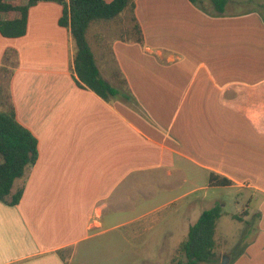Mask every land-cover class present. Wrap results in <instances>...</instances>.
Returning a JSON list of instances; mask_svg holds the SVG:
<instances>
[{
  "label": "crops",
  "instance_id": "0c3cea01",
  "mask_svg": "<svg viewBox=\"0 0 264 264\" xmlns=\"http://www.w3.org/2000/svg\"><path fill=\"white\" fill-rule=\"evenodd\" d=\"M235 9L210 17L188 0H134L141 43L113 37L106 47L100 33L113 27L96 28L101 77L119 87L116 68L135 105L75 83L59 4L31 7L24 36L0 34V68L7 50L18 57L15 118L38 148L19 203L0 202V264H70L79 247L120 229L124 249L167 252L177 221L187 233L196 222L185 221L195 199L178 203L221 188L246 202L234 263L264 264V18ZM210 174L232 184L209 186ZM218 242L220 263L231 264Z\"/></svg>",
  "mask_w": 264,
  "mask_h": 264
},
{
  "label": "trees",
  "instance_id": "16d2710c",
  "mask_svg": "<svg viewBox=\"0 0 264 264\" xmlns=\"http://www.w3.org/2000/svg\"><path fill=\"white\" fill-rule=\"evenodd\" d=\"M188 1L210 17L226 15L227 8L234 3L239 14L257 12L264 18V0ZM40 2H54L63 8L59 25L69 30L74 44L71 71L75 83L94 92L107 103L122 99L125 103L135 105L134 97L125 87L126 81L116 68L115 83L119 87L101 77L90 36L93 27L115 26L119 18L128 14L130 23L127 22V28L122 32L130 40L141 43V31L133 15L134 0H111L109 3L106 0H0V34L6 38L24 36L28 12ZM17 64L16 52L7 50L3 57V67L0 68L1 73L8 75L5 88L0 84V202L9 207L19 203L28 174L38 159L37 140L17 122L10 99L9 78ZM15 183L18 185L12 192ZM231 184L228 179L214 174H210L208 179L209 186L228 187ZM221 215L219 206L203 211L189 227L186 238L179 244L170 263L221 264L215 254L214 240L216 223ZM233 217L242 221L243 215Z\"/></svg>",
  "mask_w": 264,
  "mask_h": 264
},
{
  "label": "rangeland",
  "instance_id": "374dc122",
  "mask_svg": "<svg viewBox=\"0 0 264 264\" xmlns=\"http://www.w3.org/2000/svg\"><path fill=\"white\" fill-rule=\"evenodd\" d=\"M129 16L124 15L121 18H119L115 22V26H112L111 29H102L100 37L102 38V45H106L108 43V40H112L114 37H122L125 36V33L122 32L127 28V22L130 23V20L128 19ZM113 25V24H112ZM131 25V24H130ZM106 26H103V28ZM97 31L96 27H93L90 31V36L93 42V38L95 36V32ZM92 47V46H91ZM93 51L96 55L97 51L96 49L93 48ZM101 50V49H99ZM8 79V75H4L0 71V84L2 85L3 88L6 86V82ZM199 184L202 186L205 185L204 181H197ZM18 184H14V189ZM180 192L185 191V190H190L188 188L184 189H179ZM197 192L189 196L188 198L181 200L178 203V206L180 208L185 207V204L187 202L194 200L193 205H191L189 212H187V216L185 217L186 219L189 220V222L194 223L200 214L205 211L209 210L215 206H219L222 210V215L220 219L217 222V227H216V234H215V240L216 243L218 244V239L221 237H224L226 240V244L223 245V247L218 246L219 252H228L230 256H233V258L236 255L241 254L240 252L242 251L243 247L245 245L238 244L239 240V234L242 232L243 225L237 220L232 219V215H238L242 212L243 208L246 206L245 198L242 195H236V192L231 189H208V190H201V189H196ZM204 198V199H203ZM200 199V200H199ZM184 211L180 212V219H181V214H183ZM249 216H252V212L249 211ZM183 217V218H184ZM174 223V222H172ZM170 222H166V226L169 225ZM184 220L180 222V224L176 223V227L179 228V232L177 233L176 227L173 229L174 234L170 237V240L173 239L172 246L169 247V251H146L143 252L142 250H139L138 246L134 250H129V249H124L122 246L123 241H122V232L123 229L116 230L109 232L103 236H100L96 239L91 240L87 244H84L83 246L79 247L77 252L75 253V256L70 264H143L144 258L148 257V261L150 264H171L170 259L172 255L175 253L170 248L174 249V243L176 241H181L183 238H185L187 234V227H184ZM178 225V226H177ZM184 227V228H183ZM169 240V241H170ZM111 245H115L116 247H113L112 250H108L107 248L110 247ZM87 248V250H86ZM164 250V249H163ZM172 250V251H170ZM226 256V255H223ZM222 256V257H223ZM237 259L234 258L232 260L231 264H235V260Z\"/></svg>",
  "mask_w": 264,
  "mask_h": 264
},
{
  "label": "water",
  "instance_id": "95a60500",
  "mask_svg": "<svg viewBox=\"0 0 264 264\" xmlns=\"http://www.w3.org/2000/svg\"><path fill=\"white\" fill-rule=\"evenodd\" d=\"M229 263V257L228 256H223L221 259V264H228Z\"/></svg>",
  "mask_w": 264,
  "mask_h": 264
}]
</instances>
